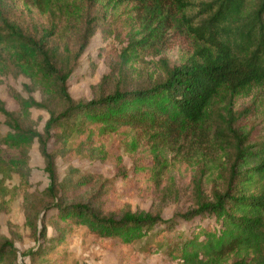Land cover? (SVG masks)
I'll list each match as a JSON object with an SVG mask.
<instances>
[{"label": "trees", "instance_id": "trees-1", "mask_svg": "<svg viewBox=\"0 0 264 264\" xmlns=\"http://www.w3.org/2000/svg\"><path fill=\"white\" fill-rule=\"evenodd\" d=\"M166 2L179 18L164 13V0H0V51L21 73L50 88L62 105L61 111L54 112L34 98L20 99L26 114L31 108L48 112L43 131L38 132L22 126L0 101L8 129L0 137V210L8 195L5 183L12 175L27 185L29 152L36 143L48 175L44 195L50 203L38 214L55 212L53 225L60 228L56 240L78 228L125 245L144 241L147 250L163 251L175 264H264V149L250 144L247 133L244 137L238 133L233 111L234 99L264 87V0ZM122 9L137 12L133 20L137 32L149 37L178 18L197 43L194 51L179 65H164L161 80L134 89L119 84L96 99L74 100L67 87L69 74L56 66L50 40L57 32H83L80 55L103 17ZM23 12L47 23L30 29L22 20ZM212 117L233 139L222 160L226 174L209 197L203 193V182L196 181L194 208L171 219L144 211L104 214L90 198L74 195L69 199L74 186L68 188L70 184L58 180L51 144L94 158L106 155L110 138L129 152L141 145L152 163L148 173L161 174L169 164L168 153L179 154L183 147L198 142L195 130ZM214 168L213 164L208 178ZM141 170L144 173L147 168ZM178 221L188 224L187 229ZM42 232L45 239V228ZM15 254L13 242L1 239L0 264H13Z\"/></svg>", "mask_w": 264, "mask_h": 264}, {"label": "rangeland", "instance_id": "rangeland-1", "mask_svg": "<svg viewBox=\"0 0 264 264\" xmlns=\"http://www.w3.org/2000/svg\"><path fill=\"white\" fill-rule=\"evenodd\" d=\"M168 3L164 0V13L177 15ZM136 14V11L122 9L121 13L105 15L80 55L79 36L83 32H57L52 37L50 46L56 51V66L69 74L67 87L74 100L96 99L112 92L119 84L134 89L161 80L164 65L176 66L191 56L197 43L178 22L179 14L176 20L168 21L162 32L150 37L148 33L137 32L133 21ZM22 20L30 29L33 25L41 27L47 23L31 18L26 12L22 13ZM132 41L138 43L132 45ZM28 98H34L54 112L62 109L50 88L21 73L0 51V101L22 126L42 132L49 114L36 108L26 114L20 99ZM233 111L238 117L234 125L238 133L243 137L247 133L250 144L264 149V87H254L234 99ZM216 121L212 117L202 129L195 130L198 142L183 147L179 154L169 152L166 170L161 174L156 171L155 175L148 173L152 163L141 145L129 152L110 138L106 155L94 158L81 150L71 153L61 149L59 144H51L50 150L56 155L58 180L70 184L68 188L74 186L69 191V199L74 195L90 198L104 214L120 216L124 211H144L160 215L164 220L171 219L194 208L198 197L196 181L203 182V193L209 197L210 190L218 186L226 174L222 160L228 155L233 139ZM7 132L0 114V137ZM225 163H229V158ZM213 164V176L208 178ZM29 166L31 172L26 186L20 184L17 175L6 181L8 195L0 210V240L13 242L16 248L13 264H175L163 251L147 250L144 241L125 245L116 239L94 237L78 228H72L70 233L56 240L60 228L53 225L55 212L38 214L50 203L44 195L48 175L36 143L29 152ZM143 168L147 170L141 173ZM79 181L83 182L81 186H78ZM28 216L34 227L29 224ZM178 225L184 230L188 227L182 221H178ZM43 228L45 239L41 237ZM157 230L159 228L154 231Z\"/></svg>", "mask_w": 264, "mask_h": 264}]
</instances>
